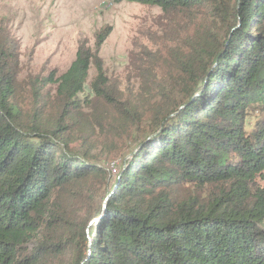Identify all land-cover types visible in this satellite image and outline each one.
Wrapping results in <instances>:
<instances>
[{"label": "trees", "instance_id": "obj_1", "mask_svg": "<svg viewBox=\"0 0 264 264\" xmlns=\"http://www.w3.org/2000/svg\"><path fill=\"white\" fill-rule=\"evenodd\" d=\"M111 1L158 7L164 21L148 36L161 48L130 53L137 90L124 104L99 57L108 27L43 80L56 88L41 111L24 112L18 40L0 22V264H264V0ZM91 68L117 121L149 118L113 182L70 148L97 123L75 121ZM96 188L106 200L89 228Z\"/></svg>", "mask_w": 264, "mask_h": 264}, {"label": "rangeland", "instance_id": "obj_2", "mask_svg": "<svg viewBox=\"0 0 264 264\" xmlns=\"http://www.w3.org/2000/svg\"><path fill=\"white\" fill-rule=\"evenodd\" d=\"M0 22L18 40L20 70L16 102L24 112L41 111L56 88L43 80L63 74L74 60L79 43L86 42L87 46L93 47L95 34L108 27L111 31L100 48L99 57L109 81V90L117 98L115 100L124 104L127 99H132L129 94L137 90L132 65L138 64L130 62V53L138 57L140 46L151 51L161 48L162 44H150L148 36H160V24L164 25L158 7L111 0H0ZM94 76L95 71L91 68L84 91L77 97L83 116L75 120L84 125L83 122H92L91 115L97 117L94 134L90 132L87 143L83 144L77 133L80 128H77L69 137L72 140L70 148L78 155L89 153L90 164L104 168L112 175L113 182L123 162L148 129L149 118L125 124L117 121L112 116V106L91 92L90 82ZM71 112L76 116V111ZM104 113L107 125L101 122ZM53 114L54 110L47 105L43 117ZM256 116L255 113L247 115L245 130L254 127ZM101 124L106 131L98 128ZM255 184L264 187V172L256 178ZM100 190L96 191L91 203L93 214L81 215L89 228L97 219L98 203L101 209L106 200ZM93 232L91 230L92 236Z\"/></svg>", "mask_w": 264, "mask_h": 264}, {"label": "water", "instance_id": "obj_3", "mask_svg": "<svg viewBox=\"0 0 264 264\" xmlns=\"http://www.w3.org/2000/svg\"><path fill=\"white\" fill-rule=\"evenodd\" d=\"M153 136H149L145 142L149 141ZM141 146L137 147L131 154H129V157L130 158L132 155H134L139 149H140Z\"/></svg>", "mask_w": 264, "mask_h": 264}]
</instances>
